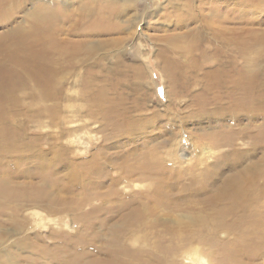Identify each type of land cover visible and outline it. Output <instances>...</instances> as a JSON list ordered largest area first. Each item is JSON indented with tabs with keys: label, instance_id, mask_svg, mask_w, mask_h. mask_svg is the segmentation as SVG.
<instances>
[{
	"label": "bare ground",
	"instance_id": "6f19581e",
	"mask_svg": "<svg viewBox=\"0 0 264 264\" xmlns=\"http://www.w3.org/2000/svg\"><path fill=\"white\" fill-rule=\"evenodd\" d=\"M29 1L0 0V24L14 22V15ZM92 1L96 4L85 6L83 2L79 14L68 17L61 11L58 0L50 7L36 1L35 11L24 17L23 22H16L0 33V228L13 226V232L20 234L13 245L26 250L30 238L25 235L29 224L25 215L32 206L50 215L73 214L76 220L80 219L79 214L84 215L87 237L76 240L64 233H53L62 242L56 246L60 251L57 264H64L66 261L61 260L70 258L71 264L88 259L89 246L105 240L100 236L104 230L118 232L113 235L120 237L102 243L110 260H90L86 264H182L174 259L178 254L184 258L189 255L186 260L209 264L195 243L215 247L210 254L214 264H264V31L251 26L254 13L264 9V0H167L170 8L182 11L177 22L188 29L163 38L173 44L168 51L184 59V66L192 69L183 76L192 80L181 79L182 83L177 80L180 76L175 75L176 71L164 69L170 84L168 96L173 97L175 105L179 98L189 96V105L197 112L190 115L192 118L212 116L218 120L229 116L227 128L218 127L216 132L195 137L182 125L175 133L169 131L174 125L170 112L164 115L154 112L152 117L143 119L129 118L126 113L130 110L120 112L113 104L109 108L101 90H88L87 112L102 125L101 132L108 131L103 135L104 144L117 137L142 134V151L133 154L134 150L133 153L127 150L125 156L123 152L108 157L98 150L90 161L77 162L70 157L73 148L59 144V134L60 138H51L54 155L49 168L57 171L59 166H69L70 171L64 178H50L43 171L47 166L44 162L47 152L44 153L41 145L50 137L36 135L35 130L30 133L31 124L36 123L41 131L42 120L47 116L54 126L57 110L50 111L46 100L54 98L56 102L61 90L55 92L63 86L64 77L73 74L77 64L84 63L99 48L98 44L94 48L84 47L88 44L85 35L76 42L63 43L60 37L64 28L60 23L72 20L71 30L87 28L83 31L86 35L101 36L120 30V26L112 25L117 10L104 5L109 0ZM241 21L245 27L232 25ZM190 23L196 26L188 27ZM165 51H160V55ZM79 52L86 57L76 61ZM210 61L215 66L212 62L205 64ZM86 84L88 87L89 82ZM196 85L199 90L190 91ZM244 117L250 122L241 126L239 122ZM152 118L165 123L162 128H150L153 131L160 128L157 132L148 129L154 121ZM255 118L262 122L253 123ZM101 120L109 123L108 128ZM148 132L162 139L169 132L172 136L147 147L148 141L154 138L151 134L146 136ZM185 135L190 147L196 149L194 152L208 146L206 151L213 154L206 159L212 158V162L198 159L191 166L190 158L178 149L183 145L174 144L175 139ZM170 155L188 167L184 171L175 169ZM122 157L126 160L116 165V171L110 167L116 175L108 172L107 164ZM225 169L230 170L227 176H224ZM37 172L44 173L34 184L31 177ZM48 178L53 180L51 188L45 183ZM108 180L111 186L102 190ZM133 182L146 190H132ZM121 183L130 192L115 187ZM91 185L100 191L92 193ZM75 186L83 187L87 198L77 203L59 197V193H70L68 190ZM46 188L50 190L48 193ZM85 207H90L89 211L82 212ZM118 217L119 224L98 232L94 230L96 224L105 226ZM142 243H153L155 249L152 253L130 249ZM11 245L0 247V264H13L15 253L12 254ZM77 247L81 249L71 256L69 248L78 250ZM61 253L67 257L61 259ZM3 257H7L5 263L1 260Z\"/></svg>",
	"mask_w": 264,
	"mask_h": 264
},
{
	"label": "rangeland",
	"instance_id": "374dc122",
	"mask_svg": "<svg viewBox=\"0 0 264 264\" xmlns=\"http://www.w3.org/2000/svg\"><path fill=\"white\" fill-rule=\"evenodd\" d=\"M36 1H39V5L43 7H50L54 0H30L28 3H26L24 9H22V11H19L20 13H18V15H14L13 18H16L14 22L0 24V33L3 31H7L10 27L14 26L16 22H23L22 20L24 17H27L29 14L35 11L37 6ZM58 1L61 11L66 12L67 17L71 15L74 16V14H79L83 2L84 4L86 3L85 6L93 5L92 2H94L92 0ZM123 1H126L127 3H124ZM94 3L96 4V2ZM104 5L108 6L109 9L113 10V8H115L117 10V15H115L116 18L115 20H113L112 25H118V27L120 26V30H118V32L117 30H113L112 33L103 34L101 36L86 35L85 33H83V31H87V28L74 31L75 33L71 30L72 28L70 27L73 24L72 20H70L69 22L60 23V27L64 28L62 32L63 35H61L60 37L63 43L67 44L76 42L77 40L84 39L83 36L85 35L87 36V38H85L84 40H86L88 44H85L84 47L94 48L96 44H98L99 48L90 56L89 59H86L84 63L77 64L78 68L73 74H68L66 75V77H64L65 79L64 83L62 84L63 86L60 87L58 92H55L59 93L61 90V92L58 94V97H61L56 102L54 101V98L46 100L45 103L48 108L50 107V111L57 110L55 112L57 116H55L54 119V121H56V123H53L54 126L50 124V120L47 116H45L42 120L43 125L41 131H39L40 127H38L36 123L31 124L32 127H30V133H34L35 130L37 131L35 132L36 135L38 133L41 135L43 134L46 138L50 137L49 139H46V141H43L44 144H42L43 142L41 143V145H43L42 148L44 153L47 152V157L44 160L47 166L43 169V171H46L45 174H47V176L49 174L50 178H60V176L61 178H64L65 173L70 171L69 166L57 167L58 172L55 171L54 168H49L54 155L51 151L54 141H52L51 138H60L59 134L61 136L59 144L62 146L69 145V148H73L72 153H70V157L73 158L72 160L77 162L90 161L94 156V153L98 152V150H102V153L104 152V155L108 157L123 152H125L123 153V155L125 156L127 154V150H130V153H133L134 150L135 153L133 154H139L142 151V144L144 143V139L142 138L143 136H141L142 134H135L131 137H117L110 140L107 144H104L103 135L107 134L108 131L103 129V131L101 132L100 130L102 125L99 123V121L93 118L92 114L87 112L90 108V105L86 99V94L90 92H97L98 90H101L108 102L107 106L110 108L111 104H113L120 110V112L124 110V112L130 110L131 112H129L128 114L126 113V116H129V118L136 117L143 119L145 117H152L155 114L154 112H160V114L163 115L165 114V112H170V119L173 120L174 125H172L173 128L169 131H174L175 133L180 131L179 128L183 125V127L186 126V129L188 130V132H190V134L196 137L203 133L210 134L212 132H216L219 129L218 127L227 128L230 124L229 116H222L218 119V121L214 120L212 116L200 118L195 115V120V118H192V116H190L192 113L196 114L197 112L194 110V108L190 107L189 96L179 98V101L177 100V105L174 104V99H172L173 97L169 98L168 96V92L170 91V84L169 79L164 72V69L170 71L171 73L176 71L175 75L180 76V79L177 80H192L183 77L191 73L192 69L189 68V65L186 67L184 66V59H180L179 57L174 56V54L168 51V48H171L173 44L167 39L163 38V36H171L174 34L176 35L180 32L184 33L185 30L188 29L186 25H183V23L181 24L177 22V20L180 19L183 15L182 11H175L173 7L170 8L167 5V0H130L129 2L128 0H109ZM195 5H197V3H195ZM122 8H124V11ZM169 17L172 18V20H169ZM253 18L254 22L251 26L258 29L259 32L264 31V9L256 11V13H254L253 15ZM232 25L236 27H245L246 24H244V22L242 23L241 21L234 22L232 23ZM194 26H196V24L190 23L188 25V27ZM112 28L115 29V27ZM62 38L65 40H63ZM199 44H201V42ZM262 44H264V40L262 41ZM162 50L166 51L164 53H161L160 55L159 52ZM85 57L86 55L79 52L76 61L84 59ZM211 62L212 61L206 62L205 64L210 65ZM213 63L214 62H212L211 65H213ZM213 66L208 67L213 68ZM86 82H89L88 87H86ZM199 88L200 87L196 85L193 86L190 91L197 92ZM50 92L52 93V91H48V93ZM168 108L169 110L166 111ZM247 119L249 118H241L239 124L241 126L248 124L250 122V119ZM153 120L154 121H152L148 129H150L151 127L155 129L158 126L162 128V126L165 124L163 121H160V119ZM212 120L214 121L212 122ZM101 121L103 125L108 128L109 123L107 121ZM202 122L205 124H203ZM254 122L261 123L262 119L255 118L253 119V123ZM159 129L160 128H157V131ZM157 131L155 130L153 132ZM153 132L145 133L146 136H148V134H151L152 137L155 138H153V140L151 141H148L147 147L156 146L157 143L162 142L164 138L172 136L170 132H166L167 134H165V137L163 139L162 136H158L160 137L158 139L157 136L153 135ZM180 143L183 145V147L179 146L180 148L178 147V149L179 151H184L188 159L190 158L189 163H194L193 160L198 159L206 161L207 163L209 161L212 162V158H210L209 160L206 159V157L210 156V154H213L209 151H206L208 146L204 145L203 150L199 149V152H194V150L196 149L190 147V140L189 138H187V135L183 136L182 138L178 137V139H175V145H180ZM100 146L104 147L102 149H98ZM193 154H195L196 156H194ZM259 155L260 154L256 155V157H258ZM170 157L173 158V163L175 162V169L184 171L188 167V165L180 163L182 162V160H176V158L174 160V155H170ZM164 159L169 162V159H166V157H164ZM125 160L126 157H122L112 162V164L109 162L107 164V171L110 173L113 172V175H116V172H114V170L116 171V165L121 164ZM193 163L191 164V166L193 165ZM110 167H112L114 170ZM168 168L170 167L168 166ZM43 173H35L31 177V182L34 181L33 183L37 184L39 182L38 176L42 177ZM229 173L230 170L225 169L224 176L229 175ZM50 178L45 181L48 188L52 187L53 180ZM65 183L69 184L68 181H66ZM133 183L131 184L132 190H146V187H138L137 185H135V183ZM104 184L105 185L102 190H106L111 186L109 180ZM125 186V183H121L120 185H116L115 187L120 188L121 191L130 192L131 189H125ZM91 187L92 193L100 191L99 188L97 189L92 185ZM48 188H46L47 193L48 191H50ZM52 191H54V189H52ZM68 192L70 193H64V191H62L58 195L61 199H70L76 201L77 203L87 198L85 193L86 191H84V188L81 186H75L72 190L69 189ZM92 201L93 199L91 200V202ZM115 201H118V199L113 200V202ZM96 203L100 202L97 201ZM89 209L90 207H85L81 210L82 212H87L89 211ZM181 214L187 215L185 212ZM73 216V214L66 213L59 215H50L46 211H43V209L32 206L29 212L25 215V219L29 220V224L25 234L30 238L28 249L23 250L19 248V245H17L16 247L13 245V243H17L15 242V240H18L20 238V234H18V232H13L12 225V227H9L10 225H7L4 228H0V247L3 248L8 244H12L9 247H11L10 250L12 251V254L15 253L13 264H57V255L60 251L56 248V246H58V244L61 242V239H55L53 233H64L70 238H75L76 240H78L79 238L87 237L86 218L84 217V215L79 214L80 219L76 220ZM119 222L120 220L118 217L110 222H107L105 226L96 224L94 230L97 229L96 232H98L100 229L104 230L107 227L119 224ZM117 233L118 232L108 233L104 230L102 232V235L100 236H103L105 240L100 239L94 242L92 246H89V250L87 251L89 252L90 257L84 261L79 262L78 264H86L87 262H90V260H110V256L106 253L107 248L103 247L102 243L104 244L106 240L110 242L117 238H120L113 235ZM12 234H14L15 236H13ZM58 236L59 235H57L56 237L58 238ZM220 237L222 238L223 236L220 235ZM222 239L225 240V238ZM194 246H199L197 248H199L200 253L204 255V258L207 259V262L209 264H214V261L211 259L210 254L211 252L213 253V251H215V247L209 246L208 244L200 245L198 243H195ZM77 249L78 250H76L75 248H69L71 256L79 251L81 247H77ZM130 249L133 251L152 253L151 251L155 249V246H153V243H142V245L131 247ZM8 250L9 249H7V251ZM153 253H156V251H154ZM62 254L63 253L60 254L61 259H64L63 256L67 257V255ZM188 257L190 256L186 255L184 258V256H180V254H178L174 256V259L182 264H200V262L195 259L186 260V258ZM6 259L7 257H3L1 260L5 263ZM70 260L71 258L69 259V261ZM61 261H66L64 264H71L69 263L68 259ZM261 262L262 261H260L259 263ZM219 263H221V261ZM6 264H9V262H6Z\"/></svg>",
	"mask_w": 264,
	"mask_h": 264
}]
</instances>
